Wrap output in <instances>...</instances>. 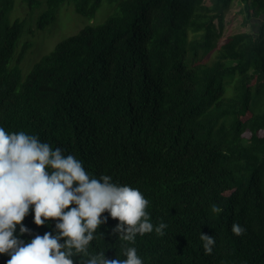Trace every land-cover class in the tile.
Segmentation results:
<instances>
[{
  "label": "trees",
  "instance_id": "obj_1",
  "mask_svg": "<svg viewBox=\"0 0 264 264\" xmlns=\"http://www.w3.org/2000/svg\"><path fill=\"white\" fill-rule=\"evenodd\" d=\"M102 1L45 0L36 28L53 24L64 3L93 17ZM111 1L102 23L58 42L23 79L33 44L17 47L28 20L10 22L15 0H0V127L37 136L148 200L152 232L124 241L105 211L90 255L124 260L135 247L142 264H264V0H240L244 24L259 19L257 30L228 36L211 64L198 50L214 47L234 0ZM57 222L37 226L30 206L21 222L29 231L17 225L14 235H55ZM201 233L215 237L210 255ZM8 259L0 254V264Z\"/></svg>",
  "mask_w": 264,
  "mask_h": 264
},
{
  "label": "clouds",
  "instance_id": "obj_2",
  "mask_svg": "<svg viewBox=\"0 0 264 264\" xmlns=\"http://www.w3.org/2000/svg\"><path fill=\"white\" fill-rule=\"evenodd\" d=\"M148 203L138 189L113 183L111 176H90L80 160L65 156L61 148L0 127V254H9L7 264H74L77 254L89 256L81 264H142L135 247H125L124 260L106 259L104 252L90 255L87 247L106 222L101 218L105 211L119 221L112 232L124 241L135 243L137 234L152 232ZM30 206L37 226L58 221L57 234L36 235L27 243L14 235ZM213 211L221 209L213 206ZM166 227L161 223L155 231L164 235ZM28 231L21 225V234ZM231 231L242 236L246 229L234 223ZM201 239L205 253L212 254L215 237L201 233Z\"/></svg>",
  "mask_w": 264,
  "mask_h": 264
},
{
  "label": "rangeland",
  "instance_id": "obj_3",
  "mask_svg": "<svg viewBox=\"0 0 264 264\" xmlns=\"http://www.w3.org/2000/svg\"><path fill=\"white\" fill-rule=\"evenodd\" d=\"M40 1L42 2L41 5L31 10L24 0H15L13 9L7 15L10 22L17 18H27L28 20L26 32L22 34L17 47V52H19L24 42L31 41L33 44L20 65L23 79L27 76L32 66L44 55L52 51L58 42L77 33L87 25L102 23L115 9L114 2L103 0L95 15L88 17L77 13L73 4L64 3L60 5L54 23L43 30H38L36 28L37 19L46 8L45 0ZM206 3L209 4V0H206ZM241 8V1L234 0L226 12L224 29L221 35L215 39L214 47L207 50V52L203 48H199V57L202 55L203 61L210 64L215 61L219 46L228 36L239 32L257 30L259 19H254L250 24H244V15L241 12ZM193 38L197 39L199 43L201 42L199 34H190V39Z\"/></svg>",
  "mask_w": 264,
  "mask_h": 264
}]
</instances>
